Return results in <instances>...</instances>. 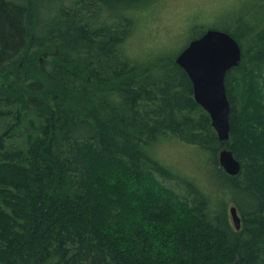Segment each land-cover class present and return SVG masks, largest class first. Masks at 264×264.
<instances>
[{"label": "trees", "instance_id": "trees-1", "mask_svg": "<svg viewBox=\"0 0 264 264\" xmlns=\"http://www.w3.org/2000/svg\"><path fill=\"white\" fill-rule=\"evenodd\" d=\"M42 1L0 0V264H264V26L229 32L245 49L221 142L175 58L122 55L143 0H74L40 22ZM170 136L209 154L217 196L148 155Z\"/></svg>", "mask_w": 264, "mask_h": 264}, {"label": "rangeland", "instance_id": "rangeland-1", "mask_svg": "<svg viewBox=\"0 0 264 264\" xmlns=\"http://www.w3.org/2000/svg\"><path fill=\"white\" fill-rule=\"evenodd\" d=\"M73 1H42L39 4L40 22L52 15L57 7L62 4L71 6ZM139 4L137 9L124 10V15L133 20V26L130 36L121 46L122 55L138 64H154L160 58H175L191 40L208 29L229 33L239 25L264 26V0H143ZM238 43L245 49L243 41ZM43 64L49 68L50 61H43ZM18 137V134L14 135V143ZM147 153L175 175L193 180L217 196L220 182L212 177L209 154L199 147L175 137H160L147 148ZM161 183L180 192L175 181L161 179ZM218 196L231 198L224 193Z\"/></svg>", "mask_w": 264, "mask_h": 264}, {"label": "water", "instance_id": "water-1", "mask_svg": "<svg viewBox=\"0 0 264 264\" xmlns=\"http://www.w3.org/2000/svg\"><path fill=\"white\" fill-rule=\"evenodd\" d=\"M242 49L229 33L208 29L191 40L175 57V64L188 76L195 102L208 114L212 128L221 142L229 139L230 105L226 95V73L241 61ZM218 164L229 176L235 177L241 165L232 152L222 149ZM235 230H240L241 219L235 206L229 208Z\"/></svg>", "mask_w": 264, "mask_h": 264}]
</instances>
